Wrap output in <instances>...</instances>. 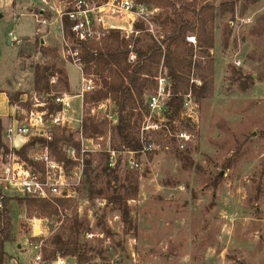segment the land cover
Listing matches in <instances>:
<instances>
[{
  "label": "rangeland",
  "instance_id": "374dc122",
  "mask_svg": "<svg viewBox=\"0 0 264 264\" xmlns=\"http://www.w3.org/2000/svg\"><path fill=\"white\" fill-rule=\"evenodd\" d=\"M222 1H209L217 7L211 52L214 84L208 96L197 104L193 99L187 107L191 119L182 115L189 127L166 118L163 130L146 133L152 148L138 156L141 166L131 169L123 160L117 178L102 171L107 162L102 158L104 153L90 154L85 177L70 197L71 209H62L59 216L50 218L53 223L43 237V246L77 212L85 226L81 243L94 254L97 263L264 264V0H233L234 13H221ZM35 2L38 7L44 6ZM165 14L171 15L172 10L159 8L157 17ZM187 18L191 19L190 14ZM25 19L31 33L33 24L29 16ZM0 28V89H7L11 95L21 90L26 94L21 100H31L32 104L35 96L42 101L43 96L29 92L33 85L31 69L34 71L36 64L53 62L52 55H40V46L33 42L9 44L11 37L16 40L17 33L25 35L26 30H19L13 21H4ZM157 30L160 41L150 33H142L139 45L146 47L155 41L165 50L164 29L158 25ZM59 35L58 30V37L49 38L59 57L57 66L70 86L79 89L82 72L64 58ZM189 37L196 39L194 34L188 35L187 40ZM195 42L191 43L196 47L197 39ZM164 71L168 76V68ZM198 74L193 71L192 82L201 86ZM54 79L55 83H51L58 90L53 94L65 93L57 76ZM73 104L80 110V100L74 99ZM11 111L1 94V116ZM100 115L103 113L97 116ZM74 117L78 114L74 113ZM11 120L5 119L7 126ZM72 125L76 132L77 122ZM181 130L191 134L183 148L175 137V132ZM108 135L112 147L119 148L113 127ZM6 140L11 145L8 137ZM114 190L130 197L128 205L137 224V235L124 233L121 212L108 201ZM10 207L15 235L12 242L5 244L6 263L35 264V252L25 242L40 238H32V221L23 203L13 200ZM65 259L67 264L76 262L75 258Z\"/></svg>",
  "mask_w": 264,
  "mask_h": 264
},
{
  "label": "trees",
  "instance_id": "16d2710c",
  "mask_svg": "<svg viewBox=\"0 0 264 264\" xmlns=\"http://www.w3.org/2000/svg\"><path fill=\"white\" fill-rule=\"evenodd\" d=\"M138 3L147 4L171 9L172 16L165 14L156 17L157 25L162 26L166 34L163 44L165 50L157 43L153 42L146 47L139 45L140 39H134L132 43L121 36L119 30H111L106 34L101 42L88 41L79 43L80 57L84 64V72L97 77L101 86L94 91L86 93L84 96V120L83 132L86 137L96 138L106 136L112 127L116 130L121 147L138 151L143 148V143L138 137L140 123L144 113L147 112L145 105L146 95L155 89L159 65L164 56V62L168 68V77L172 82V95L169 100V110L167 117L169 121H182L187 127L182 115L184 113L185 97L191 96L197 104L205 96L211 93L213 87V56L211 54L215 44V21L217 17V7L210 4L212 0H136ZM257 0H249V2ZM209 4H208V3ZM219 11L235 12V2L224 0L219 5ZM168 12V11H167ZM190 14L191 19L187 18ZM159 23V24H158ZM66 25L69 22L66 20ZM68 30V29H67ZM69 31V30H68ZM194 34L197 39L196 47L187 40L188 35ZM36 44L40 45V40ZM44 55H52L53 62L50 64H36L34 66V93L39 96L48 97L58 89L51 83L52 77L57 76V83L61 85L64 92L70 93L68 80L63 76V70L57 66L59 57L56 50L40 46ZM134 52L135 60H130V54ZM203 60H200L198 57ZM193 71H197L202 81L201 86L192 82ZM55 86V87H54ZM1 93V90H0ZM24 92H16L14 95L8 94L11 105L19 104L26 108H31L30 100L23 101L21 96ZM107 99L114 104L112 115L116 114L115 120L106 114L100 116L89 115L92 107ZM52 109L56 106L52 103ZM7 125L5 118L0 116V165L5 161L8 153L14 152L22 159L32 162L29 153L48 144L51 153L60 162L65 161L70 164L67 154L64 151L65 145H76L74 134L67 128L54 127L52 129V140L47 141L43 137H32L19 149L11 148L7 142ZM173 129V127H172ZM103 160L107 161L108 155L103 154ZM90 161L87 159V165ZM101 165L98 164L95 169ZM121 160L114 167H109L108 163L102 166V171L106 174H114L120 168ZM128 191L135 193V190ZM23 203L29 219L40 216L56 217L62 209H71L70 198L54 197L43 199L38 197H10L3 193L0 187V264H7V252L5 244L14 240L13 212L10 207L11 201ZM130 197L114 190L108 197V201L117 206L121 212L124 223V233L129 235L132 232L137 235V224L131 217L128 201ZM84 222L79 218V214L74 212L68 217L58 231L43 246V260L51 262L58 257L75 258L76 264H103L95 262L94 254L85 250L81 243V235L84 232ZM49 245V247H48ZM245 264V262H242Z\"/></svg>",
  "mask_w": 264,
  "mask_h": 264
},
{
  "label": "built area",
  "instance_id": "2783aa9c",
  "mask_svg": "<svg viewBox=\"0 0 264 264\" xmlns=\"http://www.w3.org/2000/svg\"><path fill=\"white\" fill-rule=\"evenodd\" d=\"M39 1L47 5L50 11L55 12V16L48 17L45 14L36 13L35 21L40 27H50L56 23L64 48V58L76 65L82 72L81 85L79 92L73 95L67 92L48 95L51 96V101L46 100L47 97L41 101L35 96L36 102L31 105V108L16 104L15 113L7 127V137L11 140V148L19 149L32 137L52 140V129L61 127L67 128L74 134L78 146L73 144L64 146L67 159L71 161L70 164L58 161L51 153L48 144L41 145L30 152L28 156L32 162L22 159L14 152L8 153L5 161L0 165V187L4 194L13 193L22 197L70 198L74 195L75 187L80 185L85 177L87 159L90 154H107L109 167L116 166L119 160L121 162L124 160V163L131 169H138L141 166L138 156L152 148V145L148 144L146 133L161 131L163 127H166L165 119H168L172 82L165 71L163 72V70H167L163 59L159 65L158 75L155 77V89L146 95L147 112L144 113L138 132V137L143 143L141 150L134 151L126 147L114 148L110 135L96 138L86 137L82 125L85 110L84 96L101 86V82L94 75L84 72V64L78 48L79 43L101 42L102 38L111 30H119L121 36L131 43L135 37L138 38L142 33H150L159 40L156 35L158 25L155 21L159 8L138 3L136 0H73L68 3L62 0L59 2L54 0ZM66 20L69 22L68 26ZM188 40L196 43V39L193 37H189ZM135 57L134 52H131L130 60H134ZM54 78L52 77L53 83L56 81ZM74 99L81 101L79 118L73 115L76 113ZM192 100L191 93L187 94L184 104L186 112L183 113V116L190 119L193 116L187 107L190 106ZM52 103L56 108L52 109ZM109 103V99L101 102L98 107L91 109L89 115L97 116L102 112L112 119ZM74 121L78 122L76 132L72 125ZM171 130H173L172 127ZM175 137L181 142L180 146L183 148L184 144L190 140L191 134L187 130H181L175 132ZM23 139H28V141L24 144H22L23 141L22 143L17 142ZM31 221L32 238L40 239L36 242L28 240L25 242V246L35 252L34 263L43 264L45 262L42 255L43 237L50 230L49 224L53 221L44 215L38 219L34 217ZM48 264L67 263L65 258L58 257Z\"/></svg>",
  "mask_w": 264,
  "mask_h": 264
},
{
  "label": "crops",
  "instance_id": "0c3cea01",
  "mask_svg": "<svg viewBox=\"0 0 264 264\" xmlns=\"http://www.w3.org/2000/svg\"><path fill=\"white\" fill-rule=\"evenodd\" d=\"M35 1L36 0H0V24H2L4 21H13L15 24L18 25L19 30L26 29L24 31L25 35H21L19 32V34H20V36H19L17 33V35H16L17 39L16 40L11 37L9 44H13L14 42H16L18 44H20L21 42H33L35 44L37 42V40H40L39 46L44 45L47 48L54 49L50 46L49 38H50V35H54V36L57 35V37H58V30H57L56 23L50 27H40L36 23L34 15L36 13H41V14H45L48 17H54L55 12L50 11L49 7L47 5L41 3L39 0H37V1L41 4H43L44 6L38 7V5L36 4ZM54 1L59 2L60 0H54ZM27 16H29L30 22L33 24V29H32L33 31L31 33H29L31 28L30 27H29V29L27 28L29 26L28 20L25 19ZM0 31H1V28H0ZM29 34H31V35H29ZM0 35H1V32H0ZM38 36H39V39H37ZM59 39H60V37H59ZM39 54L42 55L43 57H45V55L41 51V48L39 49ZM46 56H48V55H46ZM31 73L33 74V85L29 89V92L34 91V71H33V69H31ZM69 86H70V84H69ZM79 89L75 90L70 86V90H71L70 94H72L73 91L76 94L77 92H79ZM0 90H1L0 95L2 94L4 96L5 101L8 104V107H10L12 109L11 112L7 113L3 117L6 120L7 119L11 120L10 117H12L14 115L15 109H14V106L9 103V98H8L9 91L7 89H0ZM19 91H21V90H19ZM23 95H26V94H23ZM78 100H80V99H78ZM108 106H109V109H110L111 114H112L113 110H114V104L110 101ZM79 107H80L79 109H81V101H80ZM74 108L76 110V113L78 114L77 118H79L80 117V110H77L76 107H74ZM0 116H1V113H0ZM116 118H117L116 114L112 115L113 120H115ZM75 122H77V121H75ZM77 125H78V122H77ZM19 140L17 142L22 143V141H23L22 144H24L26 141H28V139H23L21 141H19ZM28 240L29 239H26V241H28ZM73 262H74V264H76L75 261H73Z\"/></svg>",
  "mask_w": 264,
  "mask_h": 264
},
{
  "label": "water",
  "instance_id": "95a60500",
  "mask_svg": "<svg viewBox=\"0 0 264 264\" xmlns=\"http://www.w3.org/2000/svg\"><path fill=\"white\" fill-rule=\"evenodd\" d=\"M43 264H48V262H47V261H45Z\"/></svg>",
  "mask_w": 264,
  "mask_h": 264
}]
</instances>
